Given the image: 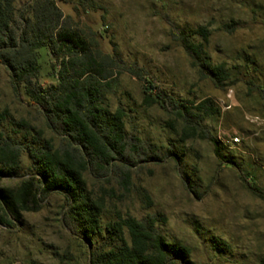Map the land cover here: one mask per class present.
Masks as SVG:
<instances>
[{"label":"rangeland","instance_id":"1","mask_svg":"<svg viewBox=\"0 0 264 264\" xmlns=\"http://www.w3.org/2000/svg\"><path fill=\"white\" fill-rule=\"evenodd\" d=\"M29 2L13 0V5L17 10ZM57 7L89 29L104 54H116L143 71L142 79L115 71L104 105L123 112L130 138L158 155L172 150L180 161L142 162L131 153L133 164L122 166L117 160L104 171L84 172L85 194L102 205L101 232L90 246L73 233L66 218L69 204L58 192L39 195L40 208L21 212L17 222L0 209V264H89V253L103 241L107 224L149 216L163 219L156 227L168 243L187 250L184 263L173 264H264V200L245 186L264 193V121L246 120H264V95L256 91L264 89V0H59ZM226 25L233 32H226ZM198 27L207 28L206 41L194 34ZM178 31L203 46L210 65L223 67L226 87L215 88L199 73ZM36 54L34 82L57 84L47 51ZM9 77L0 65V140L56 150L60 138L22 88L20 97L14 94ZM149 78L178 102L209 100L218 112L202 119L196 137L186 138L173 114L143 105ZM206 137L215 139L222 156L238 166L222 164ZM18 169L19 177L2 179L0 187L14 189L32 177L34 163L25 148ZM123 235L128 239L125 230Z\"/></svg>","mask_w":264,"mask_h":264},{"label":"trees","instance_id":"2","mask_svg":"<svg viewBox=\"0 0 264 264\" xmlns=\"http://www.w3.org/2000/svg\"><path fill=\"white\" fill-rule=\"evenodd\" d=\"M57 1L30 0L16 10L13 0H0V65L10 73L9 85L14 94L20 97L22 88L29 103L43 113L48 129L60 138L56 150L47 146L22 147L11 139L0 140V181L19 177V156L24 148L34 163L31 178L21 181L14 189L0 187V209L17 222L21 212L40 208L39 195L47 197L58 192L69 204L66 218L73 233L90 246L93 236L101 232L102 205L85 194L84 172L104 171L117 160L122 166L133 164L131 153L142 158V162L153 163L164 159L178 163L180 157L172 150L158 155L152 149L147 150L139 139L126 135L123 112L108 110L104 98L112 90L115 71L138 79L143 78V71L123 62L116 54H104L91 37L93 33L71 17L63 16ZM233 30L232 25L225 26L226 32ZM194 34L203 41L209 36L205 27H198ZM176 35L204 78L215 88L229 84L223 67L207 62L201 44H194L183 31ZM40 49L51 57L55 85L40 87L34 82L39 72L36 52ZM146 83L143 105H156L173 114L183 125L186 138L196 137L202 119L218 112L209 100L186 105L166 95L150 78ZM256 91L264 95L262 87H256ZM206 138L222 164L238 166L222 156L215 139ZM245 186L264 200L261 189L247 182ZM158 222L162 223L163 219L149 216L140 220L128 217L107 224L103 241L89 253V264H173L178 260L184 263L187 250L168 243L156 227ZM124 230L128 239L123 235Z\"/></svg>","mask_w":264,"mask_h":264},{"label":"built area","instance_id":"3","mask_svg":"<svg viewBox=\"0 0 264 264\" xmlns=\"http://www.w3.org/2000/svg\"><path fill=\"white\" fill-rule=\"evenodd\" d=\"M246 120L251 123V124H261L264 120L263 119H260L259 117H249V118H246ZM232 142L233 143H238V140L236 138H233L232 139Z\"/></svg>","mask_w":264,"mask_h":264}]
</instances>
